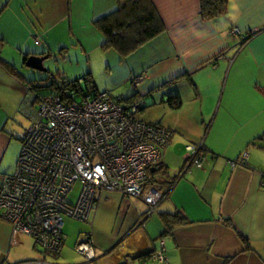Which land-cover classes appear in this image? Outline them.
I'll use <instances>...</instances> for the list:
<instances>
[{"label": "crops", "instance_id": "0c3cea01", "mask_svg": "<svg viewBox=\"0 0 264 264\" xmlns=\"http://www.w3.org/2000/svg\"><path fill=\"white\" fill-rule=\"evenodd\" d=\"M152 2L165 31L125 60L130 70L125 80L136 78L129 92L137 90L146 102L137 118L142 121L141 112L146 115L150 107L160 109L153 123L174 132L158 165L169 174L154 176V185L166 193L186 165L188 144L205 146L203 168L179 178L149 217L142 199L99 191L73 247L64 233L63 247L49 257L30 239L13 247L12 227L0 215V264H264V0H229L228 13L215 20L202 18L201 0ZM118 4L0 0V56L21 74L0 66V188L13 141L23 144L19 120L32 114L24 104V79H35L27 77L34 70L28 60L48 57L58 40L77 38L79 24L93 23L101 34L97 20ZM235 29L240 34L234 35ZM33 37L44 48L36 47ZM12 41L18 53L11 58L6 47ZM75 44H81L78 38ZM35 116L36 111L32 123ZM246 152V164L234 167L231 162ZM179 213L186 222L168 227L164 219ZM86 237L93 241V261L76 251ZM162 252L165 262L152 259Z\"/></svg>", "mask_w": 264, "mask_h": 264}, {"label": "built area", "instance_id": "2783aa9c", "mask_svg": "<svg viewBox=\"0 0 264 264\" xmlns=\"http://www.w3.org/2000/svg\"><path fill=\"white\" fill-rule=\"evenodd\" d=\"M36 105L17 171L3 175L0 188V215L12 227L13 247L30 239L45 256L57 254L64 243L65 216L86 223L99 191L142 199L150 215L158 209L165 194L151 183L149 174L161 162L173 134L140 121L141 102L108 92L84 96L73 92L63 98L53 91L42 97L33 94L25 103L30 109ZM186 151L181 177L192 168L202 169L206 158L203 144H188ZM248 158L246 152L239 162L231 163L245 165ZM77 186L81 191L71 205L68 198ZM76 251L95 259L89 237ZM152 259L165 262L166 256L162 252Z\"/></svg>", "mask_w": 264, "mask_h": 264}, {"label": "trees", "instance_id": "16d2710c", "mask_svg": "<svg viewBox=\"0 0 264 264\" xmlns=\"http://www.w3.org/2000/svg\"><path fill=\"white\" fill-rule=\"evenodd\" d=\"M118 1L119 4L116 10L97 20L96 24L104 35V48L114 49L120 56L121 60L125 61L126 59L132 57L142 46L159 37L165 31V26L152 0ZM228 11L229 0H201V16L204 20H215L226 15ZM27 59L28 57L24 60L27 61ZM0 66L7 70L10 74L15 75L16 77H21V74L16 66L4 60L1 56ZM24 80L26 81L27 86V98L25 103L29 97L33 96V94L37 95V97H42L53 91H58L63 98L71 97L73 92L77 95L83 94V96L84 94H98L100 92L98 87L95 85L90 72L75 80L68 79L61 73H49V76L45 78ZM37 80H40L41 83L45 84L38 85L36 83L38 82ZM134 80H136V78ZM79 81H83L84 83L79 84ZM122 98L128 102L139 101L142 104L141 110L146 108V102L139 99L137 90H134L127 97ZM177 99L178 98L171 102L172 106L177 103ZM154 125L163 127L160 124ZM166 129L174 136L173 130L168 128ZM158 165L156 166L154 173L149 174L152 184L156 183V180L153 179L154 176L163 175L164 177H167L169 174L166 167H159ZM183 171L184 170H182V172ZM179 178H182L181 175H177L171 179V185L168 187L165 194H168L172 190ZM164 222L168 227H172L173 225L181 222H186V217L181 213L170 214L164 219ZM239 236L242 240L249 243L248 239L244 235L239 234Z\"/></svg>", "mask_w": 264, "mask_h": 264}, {"label": "rangeland", "instance_id": "374dc122", "mask_svg": "<svg viewBox=\"0 0 264 264\" xmlns=\"http://www.w3.org/2000/svg\"><path fill=\"white\" fill-rule=\"evenodd\" d=\"M95 24H79L76 31V37L80 40L81 44H75L77 38H68L66 40H58L59 42L54 43V46L50 52L48 60L45 61L44 68L47 72H40L38 70L29 71V76L34 78H45L49 76V73L57 74L61 73L68 79L75 80L83 77L87 71L91 70L92 78L95 85L98 87L101 93L108 92L113 95L115 98L128 96L135 85V80H125L127 74L130 70L127 67V62H123L114 49H105L103 47V37L102 33H97L98 29ZM99 34V35H98ZM32 42L36 47H41L43 41L40 39L32 38ZM42 42V43H41ZM65 43V44H64ZM69 47V51L65 50V46ZM16 46L15 41H12L11 44H8L6 47L7 57H15L18 53V50L14 48ZM21 62V58H20ZM36 82L38 85H43L40 80ZM149 104H152V100H148ZM37 104V103H36ZM32 108L31 113L34 114L36 109ZM162 110H155L154 107H150L147 110V114H140L141 120L146 123H153L152 118L162 115ZM32 114L26 118L22 117L19 120L17 135L19 139H24L26 136V131L31 126V117ZM144 115V116H143ZM22 140H15L11 145L6 158L3 168L1 169L2 173L5 175H13L17 171L18 159L22 151ZM183 152L187 153L186 148L183 149ZM81 188L76 187L75 192L69 196L68 202L71 205H75ZM150 214H148V217ZM65 230L64 233L67 236H70L68 240L69 245H74V239L78 235V229H81L85 226L84 223L73 220L65 216ZM30 243V241H28ZM32 242V241H31ZM32 245V243H31ZM34 245V244H33Z\"/></svg>", "mask_w": 264, "mask_h": 264}, {"label": "water", "instance_id": "95a60500", "mask_svg": "<svg viewBox=\"0 0 264 264\" xmlns=\"http://www.w3.org/2000/svg\"><path fill=\"white\" fill-rule=\"evenodd\" d=\"M48 57H45V58H35V57H32L28 60L27 62V67L29 68H32L34 70H38V71H41V72H47L44 68V61L47 60ZM182 172V171H181ZM180 172V173H181Z\"/></svg>", "mask_w": 264, "mask_h": 264}, {"label": "clouds", "instance_id": "9594fccd", "mask_svg": "<svg viewBox=\"0 0 264 264\" xmlns=\"http://www.w3.org/2000/svg\"><path fill=\"white\" fill-rule=\"evenodd\" d=\"M180 175V174H179Z\"/></svg>", "mask_w": 264, "mask_h": 264}]
</instances>
